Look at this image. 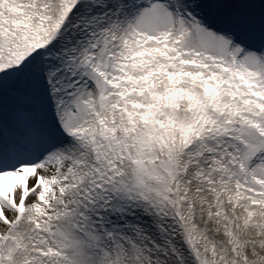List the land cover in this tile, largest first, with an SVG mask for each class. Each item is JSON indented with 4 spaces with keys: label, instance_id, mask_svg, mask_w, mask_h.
I'll return each instance as SVG.
<instances>
[{
    "label": "snow or ice",
    "instance_id": "snow-or-ice-1",
    "mask_svg": "<svg viewBox=\"0 0 264 264\" xmlns=\"http://www.w3.org/2000/svg\"><path fill=\"white\" fill-rule=\"evenodd\" d=\"M0 264H264V0H0Z\"/></svg>",
    "mask_w": 264,
    "mask_h": 264
}]
</instances>
